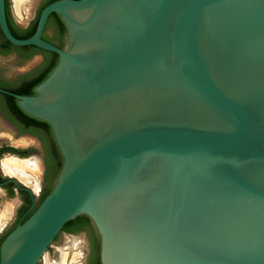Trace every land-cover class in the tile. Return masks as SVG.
Instances as JSON below:
<instances>
[{"label":"water","instance_id":"water-1","mask_svg":"<svg viewBox=\"0 0 264 264\" xmlns=\"http://www.w3.org/2000/svg\"><path fill=\"white\" fill-rule=\"evenodd\" d=\"M52 14L65 50L42 39ZM0 32L58 57L33 97L0 94L62 156L0 264H43L78 217L101 264H264V0H59L26 40L0 0Z\"/></svg>","mask_w":264,"mask_h":264},{"label":"flooded vegetation","instance_id":"flooded-vegetation-1","mask_svg":"<svg viewBox=\"0 0 264 264\" xmlns=\"http://www.w3.org/2000/svg\"><path fill=\"white\" fill-rule=\"evenodd\" d=\"M8 2L10 4V0H5L6 20L8 14L10 22L13 24L16 30L24 31L30 28L38 12L29 25L22 27L13 20L10 6H7L6 4ZM45 2L46 0H39L38 11ZM52 22L53 25L43 32L42 39L45 37L47 40H50L48 42H51L52 45L58 46L59 42L58 39H56V29L54 25L56 22L54 19ZM48 32H50V35L47 34ZM5 41V38L0 32V59L13 55L18 61L26 62L32 57L36 56L34 55L29 57L28 55L31 53V51H26L20 55L17 51L4 48ZM66 48L67 35L65 30L64 50ZM41 59V69L35 75H23V77L18 79L10 78L7 71L3 68H0V89L16 94L11 90H15L26 83L32 82L38 76H40L42 70L47 65L45 57L41 56ZM11 99L13 98L0 94V193L3 194V197H0V202L2 198H4L5 200L9 201L7 204H12V212L10 216L13 214L15 209L12 200H17L19 205L14 212L12 225L1 234L0 240L11 228L15 226L17 227V225L21 224L26 215L35 207L36 201L40 198V196L48 188L52 187L53 184H56L60 170V162L62 161V156L60 154L59 148L57 147L50 126L46 127L22 117L19 111L16 109V106L19 109L17 100ZM26 140L30 141V143H27ZM6 159L14 160L16 162H28L31 160L35 162V159L40 161L42 172H39V167L37 166V172L40 174V183H37L39 186V192L37 195L33 196L31 192L21 183H19L14 176L9 177V175L12 174H7L3 169V171L1 170L2 162ZM27 199L31 200V206L29 208H27ZM61 235L72 238H78L82 236V239L78 241V244H76V247L79 250V254L76 255L79 258L78 260L80 261V264H101L100 238L91 221L87 222L86 226L77 233L60 232L53 243H55Z\"/></svg>","mask_w":264,"mask_h":264},{"label":"rangeland","instance_id":"rangeland-1","mask_svg":"<svg viewBox=\"0 0 264 264\" xmlns=\"http://www.w3.org/2000/svg\"><path fill=\"white\" fill-rule=\"evenodd\" d=\"M38 5H39V0H22V2H20L19 4H17L15 0H10V10L13 20L22 27H26L35 18L36 13L38 12L39 9ZM47 34L50 35V32H48ZM41 56L42 55H36L35 57H32L29 61L23 62V61H18L13 55H11L7 58L0 59V68L5 69L9 77L12 79L21 78L23 77V75H32V74L35 75L41 69V60H42ZM26 142L30 143V141L27 140ZM35 162L39 167V172L40 171L42 172L40 161L38 159H35ZM1 170H2V166H1ZM39 172H36L34 174L27 172L24 173L23 175L12 174L9 175V177L14 176L16 180L19 183H21L24 187H26L34 196L37 195L38 193L34 194V192L31 189L32 186L27 185L25 181L28 178H31L30 179L31 182L33 183L35 182L39 184L40 183ZM2 195L3 194L0 193V197H3ZM7 203H9V201L2 198L0 202V221H2L0 225V236L2 233L6 231V229H8L12 225L14 212L16 211V208L19 205L17 200H12L15 209L13 214L10 216L12 212V204H7ZM3 216H6L4 220H3ZM81 239L82 236L78 238H72L61 235L59 239L54 243L53 247L51 248L43 264H80V261L78 260L79 258L77 256L79 254V250L77 249L76 244H78V241Z\"/></svg>","mask_w":264,"mask_h":264},{"label":"trees","instance_id":"trees-1","mask_svg":"<svg viewBox=\"0 0 264 264\" xmlns=\"http://www.w3.org/2000/svg\"><path fill=\"white\" fill-rule=\"evenodd\" d=\"M56 1H59V0H46V2L44 3V5L40 8V10L38 11V14L34 20V22L32 23L31 27L24 30V31H21V30H16L15 27L13 26V24L10 22V19H9V16L7 14V20H8V26H9V30L11 32V34L16 38V39H19V40H26V39H29L31 38L34 33H35V30H36V25H37V21H38V18L40 16V13L42 12V10L47 7L48 5L56 2ZM7 6H10L9 2L6 3ZM53 19L56 23H54L55 25V29H56V39H58V42H59V45L56 46L57 48H59L60 50H64V46H65V28L63 26V24L61 23L59 17L57 15H54L52 14L49 18H48V21L46 23V26H45V30L44 32L50 27L53 25ZM43 39L45 41H50V40H47L45 37H43ZM52 41V40H51ZM51 44V42H48ZM4 48H9L13 51H17L20 55H22L24 52L26 51H31V53L28 55L29 57L31 56H34V55H42L43 57H45L46 59V62H47V65L45 66V68L42 70V73L40 74V76H38L35 80H33L32 82H29V83H26L24 84L23 86L15 89V90H11L13 91L14 93L18 94V95H21V96H27V97H33L35 94H34V89L39 86L41 83L44 82V80L50 75V73L52 72V70L55 68V66L57 65V60H58V57L55 55V54H52V53H48V52H44V51H41L37 48H34V47H23V48H20V47H15V46H12L11 44H9L7 41H5V45H4ZM27 56V57H28ZM13 100V99H11ZM16 102V101H15ZM16 109L19 111L20 115L22 117H25L26 119H29L31 121H34L35 123L37 124H40V125H43V126H46V127H49L47 124L45 123H42L40 121H37V120H34V119H31L30 117H28L27 115H24L23 112L17 108L16 106ZM61 167H62V161L60 162V166H59V169L61 170ZM60 170H59V173H60ZM54 185H52V187L48 188L41 196L40 198L36 201V205L35 207L26 215V217L22 220L21 224H23L24 222H26L31 216L32 214L37 210V208L41 205V203L45 200V198L51 193V191L53 190L54 188ZM26 196V195H25ZM27 198V197H26ZM26 203H27V208H29L31 206V200L27 199L26 200ZM87 222H90V220L87 218V217H78L76 218L74 221H71V222H68L62 229L61 232H68V233H77L79 231H81L85 226H86V223ZM16 228L13 227L11 228L0 240V246L2 244V242L4 241V239ZM57 238V237H56ZM55 238V240H56ZM49 249V248H48Z\"/></svg>","mask_w":264,"mask_h":264},{"label":"bare ground","instance_id":"bare-ground-1","mask_svg":"<svg viewBox=\"0 0 264 264\" xmlns=\"http://www.w3.org/2000/svg\"><path fill=\"white\" fill-rule=\"evenodd\" d=\"M17 4H19L20 2H22V0H15ZM2 169L4 170L5 173L7 174H20L23 175L24 173H36L38 170V167L36 165V163L31 160L28 162H16L14 160H9L6 159L2 162ZM29 177V176H28ZM31 178H28L25 183L27 185H31L32 186V191L36 194L39 191V186L37 183H33L30 181ZM6 218V216H3V220ZM8 218V217H7ZM0 221V225H1ZM62 261V260H61Z\"/></svg>","mask_w":264,"mask_h":264},{"label":"crops","instance_id":"crops-1","mask_svg":"<svg viewBox=\"0 0 264 264\" xmlns=\"http://www.w3.org/2000/svg\"><path fill=\"white\" fill-rule=\"evenodd\" d=\"M29 173V172H28ZM32 174V173H31Z\"/></svg>","mask_w":264,"mask_h":264}]
</instances>
